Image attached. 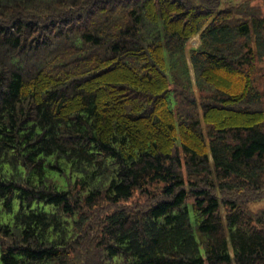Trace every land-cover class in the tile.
<instances>
[{
  "label": "trees",
  "instance_id": "16d2710c",
  "mask_svg": "<svg viewBox=\"0 0 264 264\" xmlns=\"http://www.w3.org/2000/svg\"><path fill=\"white\" fill-rule=\"evenodd\" d=\"M261 201L260 7L0 0V264H264Z\"/></svg>",
  "mask_w": 264,
  "mask_h": 264
},
{
  "label": "rangeland",
  "instance_id": "374dc122",
  "mask_svg": "<svg viewBox=\"0 0 264 264\" xmlns=\"http://www.w3.org/2000/svg\"><path fill=\"white\" fill-rule=\"evenodd\" d=\"M234 1H240V0H234ZM250 2H251V4H254V5L260 7L261 10L264 11V0H250ZM198 42H199L198 35L193 36L189 40V42L187 43V46H186L185 51H184V56L186 58L187 65L189 67V73H190V76H191L193 83H195V73H194V70L190 67V61L188 59L189 58L188 56H189V52H190L191 47H196ZM58 183H59V181H58ZM251 207L255 211L258 209H261L264 207V201L254 203L251 205Z\"/></svg>",
  "mask_w": 264,
  "mask_h": 264
}]
</instances>
